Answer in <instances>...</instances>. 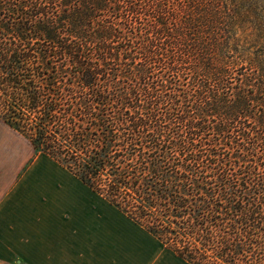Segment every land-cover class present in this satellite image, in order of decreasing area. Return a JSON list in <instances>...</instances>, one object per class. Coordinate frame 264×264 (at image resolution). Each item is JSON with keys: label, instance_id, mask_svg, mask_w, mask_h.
Returning a JSON list of instances; mask_svg holds the SVG:
<instances>
[{"label": "trees", "instance_id": "1", "mask_svg": "<svg viewBox=\"0 0 264 264\" xmlns=\"http://www.w3.org/2000/svg\"><path fill=\"white\" fill-rule=\"evenodd\" d=\"M0 120L190 264H264V0H0Z\"/></svg>", "mask_w": 264, "mask_h": 264}, {"label": "crops", "instance_id": "2", "mask_svg": "<svg viewBox=\"0 0 264 264\" xmlns=\"http://www.w3.org/2000/svg\"><path fill=\"white\" fill-rule=\"evenodd\" d=\"M1 129L0 264H190L170 249L160 252L159 240L78 177L47 154H35L5 123ZM125 231L133 235L130 248L120 236Z\"/></svg>", "mask_w": 264, "mask_h": 264}, {"label": "rangeland", "instance_id": "3", "mask_svg": "<svg viewBox=\"0 0 264 264\" xmlns=\"http://www.w3.org/2000/svg\"><path fill=\"white\" fill-rule=\"evenodd\" d=\"M4 126V123L0 120V131L2 130L1 128ZM4 134L2 133V132H0V143H2L3 141H4ZM16 139L14 138V141H15ZM0 148H2L1 147V144H0ZM100 196V195H99ZM96 198H98L97 197V193H96ZM103 202L105 203V205H108V204H110L106 199H103ZM110 208L113 210V211H118L120 214H122L124 217H125V214L123 213V212H121L119 209H117L115 206H113L112 204H110ZM112 211V212H113ZM114 219H115V221H116V223L118 222L119 224H120V221L117 219V218H115V217H113ZM126 218H127V220L128 221H131V219L130 218H128L127 216H126ZM133 221V220H132ZM116 226V225H115ZM142 230H143V234L145 235V236H148V237H150V238H153L155 241H158L154 236H152L150 233H148L144 228H142ZM124 231V230H123ZM144 235H142L143 237H142V239H143V241L145 242V240H146V237L144 236ZM120 236H122V238H123V240H125L126 241V246L127 247H129L130 248V246L132 245V242L134 241V239H133V235L131 234V232L130 231H125V232H121V235ZM158 243H159V251L160 252H162V251H170V250H168V249H165L163 246H162V244H161V242H159L158 241ZM147 248L145 247V245H144V250H143V252H148L149 250H146Z\"/></svg>", "mask_w": 264, "mask_h": 264}]
</instances>
